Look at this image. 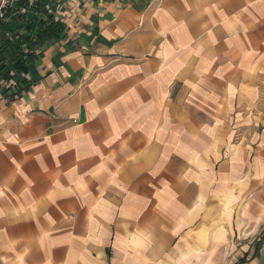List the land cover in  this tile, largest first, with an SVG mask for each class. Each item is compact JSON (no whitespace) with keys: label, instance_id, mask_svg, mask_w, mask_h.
<instances>
[{"label":"crops","instance_id":"1","mask_svg":"<svg viewBox=\"0 0 264 264\" xmlns=\"http://www.w3.org/2000/svg\"><path fill=\"white\" fill-rule=\"evenodd\" d=\"M46 1L0 79L7 264H264V0Z\"/></svg>","mask_w":264,"mask_h":264},{"label":"trees","instance_id":"2","mask_svg":"<svg viewBox=\"0 0 264 264\" xmlns=\"http://www.w3.org/2000/svg\"><path fill=\"white\" fill-rule=\"evenodd\" d=\"M6 16L8 20L0 24V79L10 85L8 90L15 89L12 93L15 96L31 86L23 74L29 71L36 49L50 38L60 36L65 25L56 19L46 0H19L15 9L6 11ZM245 262L243 257L238 264Z\"/></svg>","mask_w":264,"mask_h":264},{"label":"built area","instance_id":"3","mask_svg":"<svg viewBox=\"0 0 264 264\" xmlns=\"http://www.w3.org/2000/svg\"><path fill=\"white\" fill-rule=\"evenodd\" d=\"M33 0H31L32 2ZM19 0H0V24L4 21H7L6 11L9 9H15L18 5ZM25 9H22V12H25ZM0 264H7L4 258L0 255Z\"/></svg>","mask_w":264,"mask_h":264}]
</instances>
